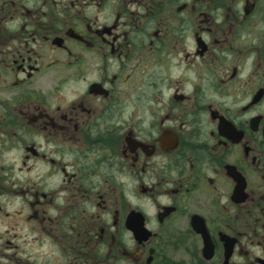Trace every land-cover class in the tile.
I'll list each match as a JSON object with an SVG mask.
<instances>
[{
  "label": "flooded vegetation",
  "instance_id": "af4514ba",
  "mask_svg": "<svg viewBox=\"0 0 264 264\" xmlns=\"http://www.w3.org/2000/svg\"><path fill=\"white\" fill-rule=\"evenodd\" d=\"M0 264H264V0H0Z\"/></svg>",
  "mask_w": 264,
  "mask_h": 264
}]
</instances>
